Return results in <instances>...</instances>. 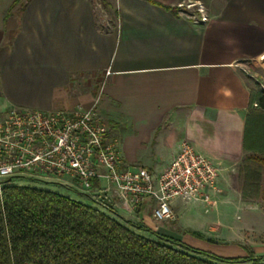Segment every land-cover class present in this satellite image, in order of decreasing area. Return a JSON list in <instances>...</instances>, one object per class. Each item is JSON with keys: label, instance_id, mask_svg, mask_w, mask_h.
<instances>
[{"label": "crops", "instance_id": "crops-1", "mask_svg": "<svg viewBox=\"0 0 264 264\" xmlns=\"http://www.w3.org/2000/svg\"><path fill=\"white\" fill-rule=\"evenodd\" d=\"M186 1L0 0V115L93 107L123 160L154 174L186 139L220 169L217 208L233 198L247 207L249 198L220 180L246 154L244 122L255 85L241 67L264 63V0H192L208 16L199 24L178 13L176 4ZM30 177L25 185L44 188ZM14 178L25 179L14 174L5 181L23 185ZM55 180L67 190L77 186L72 178ZM152 207L148 200L119 215L179 239L151 221ZM228 237L217 229L223 247L214 254L242 257L248 247L264 256V240Z\"/></svg>", "mask_w": 264, "mask_h": 264}, {"label": "built area", "instance_id": "built-area-1", "mask_svg": "<svg viewBox=\"0 0 264 264\" xmlns=\"http://www.w3.org/2000/svg\"><path fill=\"white\" fill-rule=\"evenodd\" d=\"M175 7L196 24L208 21L199 1L188 0ZM219 172L186 139L160 174L127 164L116 141L108 137L107 123L93 107L77 105L64 111L14 108L0 115V190L14 174L72 178L79 188L93 192V201L134 212L150 200L151 217L168 221L174 218L176 199L200 203L205 212L215 209L221 194Z\"/></svg>", "mask_w": 264, "mask_h": 264}, {"label": "trees", "instance_id": "trees-1", "mask_svg": "<svg viewBox=\"0 0 264 264\" xmlns=\"http://www.w3.org/2000/svg\"><path fill=\"white\" fill-rule=\"evenodd\" d=\"M242 146L249 154L242 198L264 196V91H251ZM32 185L4 182L0 190V264H264L245 247L224 257L191 247L117 214ZM192 236L203 237L197 231Z\"/></svg>", "mask_w": 264, "mask_h": 264}, {"label": "rangeland", "instance_id": "rangeland-1", "mask_svg": "<svg viewBox=\"0 0 264 264\" xmlns=\"http://www.w3.org/2000/svg\"><path fill=\"white\" fill-rule=\"evenodd\" d=\"M262 65H264V63H262ZM262 65L261 61L248 62L242 65V68L245 70L243 73L251 78L255 85L253 91H264V66ZM247 154H249V152H246L245 155ZM243 164L242 159V161L237 165L235 171H227L229 176L225 175V178L223 176L221 178L220 176L221 184L224 185L226 182L231 183L235 189H239L241 191L246 169ZM19 175L24 176L25 179L14 178L15 181L19 183L21 182L23 185L30 183V176L24 174ZM40 180H43L44 182L37 184L43 186L44 188L58 193L68 194L79 200L88 199L93 206L101 208L94 204L91 200L90 196L91 193H93L92 191H84L78 186H75L73 190H67L58 184L60 183L59 180ZM261 187L264 188V183H262ZM262 192H264V190H262ZM84 195H87L88 197ZM247 202L248 203L246 204L248 205V208L244 205L241 206L236 198H233L229 199L225 204H219L218 208L216 207L215 209L205 212L204 206L200 203L176 199L172 205L173 207H178L180 209L174 212V218L172 221H155L153 218H151L153 219L151 221L159 226L161 232H164L163 230H170L173 232L172 236H176L185 244L197 249L210 250L212 253H215L220 251L223 247L219 246L217 243V229L220 232L224 231V233H227L231 239L236 237L233 236V233L237 232V237L235 239H240L239 242L244 241L243 238L264 240V196L255 198L249 197ZM109 205L116 213L118 212L117 214L124 217L129 216V212L123 210L118 204L109 203ZM205 229L207 230L206 232ZM192 230L198 232L204 231L205 234H202L203 237L188 235L190 234L189 231Z\"/></svg>", "mask_w": 264, "mask_h": 264}]
</instances>
